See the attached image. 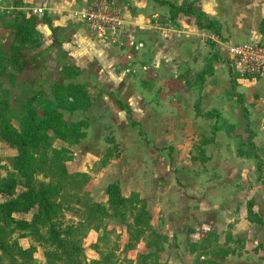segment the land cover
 Returning a JSON list of instances; mask_svg holds the SVG:
<instances>
[{
    "label": "crops",
    "instance_id": "0c3cea01",
    "mask_svg": "<svg viewBox=\"0 0 264 264\" xmlns=\"http://www.w3.org/2000/svg\"><path fill=\"white\" fill-rule=\"evenodd\" d=\"M90 1L0 0V46L2 52L9 53V47L13 43H20L17 41L19 28H24L30 33L33 30L38 32L37 46H33L35 41L29 39L22 47L29 65L21 71L13 66L8 67L13 69L11 73L16 75L13 79L11 74L9 77L11 82L15 83L18 77L21 82L24 78L26 84L34 88L35 91L43 90L48 93L57 81H63L61 78L64 67H73L79 71V74L75 78L64 80V82L83 84L91 98V103L86 109H76L69 113L79 110L89 113L95 110L97 113L103 114L101 109L105 106L102 108L96 106L94 97L97 96L96 91L105 90L103 85L111 83L114 79L130 80L141 89L147 90L149 93L148 96L146 95L147 101L156 111L164 105L172 108L175 103L185 108L190 104L195 123L205 125L206 128L203 130L195 127L192 131H181L183 132L182 142L184 143V138L189 139L187 135L190 136L194 133L200 135L202 141L198 143L196 149L199 154L204 151L209 159L203 164L199 159H193L194 156L199 155L195 153L189 161L201 165L205 179L214 175L207 172L214 160H217L223 168L222 171L216 173L222 174V176L215 180L226 176L224 168L238 171V173L230 172L231 176L236 187L247 195L243 200L241 199L242 201L231 207L233 213L227 224L222 225L224 221L218 227H222V232L226 231L227 233V231L233 230L229 223L236 221L244 213V208L249 207L250 212L254 207L258 208L257 211L264 209V193L257 200L254 196L251 197V191L255 186L258 185L260 189L264 188V174H261L258 167L259 160L264 163V79L237 78L233 73L231 56L227 50L230 44L264 39V0H114L121 8L125 21V37L123 39L125 45L123 47L101 39L85 25L79 12ZM170 3L177 7L193 4L209 21L218 25V29L212 31L199 28L197 18L186 13L180 12L176 18L172 19ZM38 8H43L40 14L33 12ZM211 33L219 35L222 40L219 48L214 42L205 40V37ZM138 43H142L143 46L138 47ZM5 45H8L7 48ZM163 47L171 50L173 61L178 68L167 76L161 72L157 59V52H168ZM129 54L133 55L132 59H128L127 55ZM141 63L145 64L141 65ZM123 66L124 68L130 66L128 72L136 71L141 67L144 69L142 72L145 76L132 77L130 73L123 70ZM206 69L210 73L205 75L204 80L198 81L201 73ZM1 81H4L3 78ZM3 83L2 87L7 89L8 85ZM10 86L16 90L15 85L11 84ZM90 87L95 88V92H90ZM179 90L183 91L181 96H177ZM103 95L108 96L105 98L106 100L110 99L119 107L128 108L127 110L132 112L129 102L114 91L112 95L106 94V92ZM196 105H199V113ZM152 114V110L145 112V116L148 117ZM84 119L89 122L87 118ZM133 121L138 122V120ZM133 121L130 120L132 127L139 124H135ZM174 123L168 122V126L167 128L165 126L164 130L168 132ZM142 131L143 135L140 130L139 134L146 136L147 131L144 127ZM211 136L214 137V140L204 143V139ZM151 138L152 144L156 147H176L172 144H158L152 136ZM187 148L189 149L188 144H186ZM240 150L245 154H240ZM163 151L165 152V149ZM121 152L122 149L119 150V155ZM174 153L170 151L168 154L170 162L174 161ZM111 160L113 159L109 161ZM69 162L71 164L72 159ZM120 165L123 166L122 163ZM133 167L132 174H135L139 170L135 166ZM212 181L214 180L210 179L206 183ZM175 187L179 188L177 185ZM133 191L139 193L137 190ZM133 191L131 190V192ZM158 192H163L159 186L154 190V193ZM139 195L146 200L140 193ZM238 209L240 210L238 211ZM263 211L261 213L264 214ZM239 223L237 225L244 226L243 221ZM247 223H253V230L257 235L258 232L264 230V215L247 219ZM245 226L247 225L245 224ZM212 232L216 233L217 231L207 232V236ZM231 234L234 235L232 231ZM207 236L201 238L196 235V240L193 241L199 242ZM257 238L263 244L264 249V242L260 237L257 236ZM244 239L242 240L244 241ZM219 242L223 244L220 240ZM245 247L248 249L247 245H244V249ZM243 253L240 255L229 254L222 256V259L241 257ZM239 262L238 264H252V262ZM222 263H224L223 260Z\"/></svg>",
    "mask_w": 264,
    "mask_h": 264
},
{
    "label": "rangeland",
    "instance_id": "374dc122",
    "mask_svg": "<svg viewBox=\"0 0 264 264\" xmlns=\"http://www.w3.org/2000/svg\"><path fill=\"white\" fill-rule=\"evenodd\" d=\"M7 46L5 45L6 48ZM164 50H168V52H157V59L161 72L164 76H167L178 68L173 61L171 50ZM144 64L141 63V65ZM129 67L126 66L124 68L123 66L124 69H122L128 72ZM142 71L144 69L139 67L136 71L130 70L128 73L132 77L139 78L145 76ZM11 72H13V69L8 68L6 73L0 77L1 80L2 78L4 80H0V83L4 84L3 82H5L8 85L7 89L9 91V93L4 94L0 89V95L3 93L2 98L7 101L9 100L6 115L10 119L11 124L20 129L22 122L26 119L27 102L40 90L35 91L34 88L28 86L24 78L21 82L19 77L15 80V83L11 82V79H9L12 74ZM11 84L15 85L16 90L11 88ZM103 86L105 90L96 91L97 96L94 97L96 106H101V108L105 106L101 109L103 114H100L101 112L97 113L95 110L89 113L81 110L69 113V110L61 109L63 117L66 120L78 121L84 118L89 120L90 127L86 130V137L78 145L60 140L53 134L51 138L53 146H67L73 151L71 164L69 161L67 162V166L71 172L82 171L90 174V179L84 187V191H88L95 201L105 203L108 198L106 189L110 182H119L125 196L129 195L128 193L131 190L139 191L146 198L148 208L154 214V228L158 232H162L168 236L165 249L158 253V261L161 264H199V261L204 258L215 260L220 264H238L240 263L239 261L264 264L263 244L257 238V236L260 237L262 242H264V230L258 232L256 235V231L253 230V223H247V219H254V217L259 216L263 217L264 214L261 211L264 209L257 211V207H254L253 210L251 208L252 212L248 210L249 207L247 209L244 208V213L240 217L237 216L238 219L236 221L234 220L231 221L233 223H229V226L233 229L231 230L234 234L232 236L233 239L245 238V246L247 245L248 249L246 247L245 249H240L243 252L245 251L241 257L222 259V255L219 253L206 255L199 248L196 251L191 249L192 244L197 242L193 241L196 240V235L203 238L207 236V232L214 230L217 231L216 233L219 235L218 239L223 244L239 250L235 241L228 242L226 240V231L222 232V227L218 226L224 221L222 225L227 224L233 213L231 207L242 201L247 195L236 187L230 173L234 169L229 170L228 168H224L226 176L215 180L222 176V174L218 175L216 173L220 170L222 171L223 168L222 165L218 164L217 160H214L207 169L209 174L214 175H210L211 178L205 179L203 177L205 173L201 171L203 169L201 165L189 161L193 154H199L196 147L199 142L201 143L202 139L200 135L194 133L190 136L187 135L189 139L184 138L183 143L181 136L183 132L181 131H192L195 127L203 130L206 128L205 125L195 123L192 116L193 109L190 108V104L185 106V108L175 103L172 108L164 105L156 111L147 101L146 95L148 96V91L136 86L133 84V81L114 79L111 83H105ZM108 89L111 90L109 91ZM112 90L129 102L132 112H129L128 108L119 107L110 99H105L108 96L105 97L103 95L104 92L112 95ZM90 92H95V88L90 87ZM182 92V90H179L177 96H181ZM47 95L50 99H53L51 90ZM34 104L40 109L41 104L39 102L35 101ZM150 110L153 111V114L150 117L145 116V112ZM130 120H138V122H133L139 124L132 127ZM168 122H175L178 125L174 123L170 127V130L166 132L164 127L166 126L167 128ZM143 127L147 131L146 136L139 134L140 130V133L143 135ZM151 136L158 144H172L176 147H156L152 144L153 140ZM111 137L114 138L113 143H109L108 141V138ZM186 144H188L189 149H186ZM115 145H119L118 150L122 149L121 154L115 156L112 158L113 160L101 167L99 160L104 156L108 147L111 146L114 149ZM163 149H165V152ZM114 151L116 152V149ZM170 151L172 153L175 151L173 154L174 161L172 162L168 159ZM16 154L17 149L9 146L0 137L1 178L6 177L13 170ZM130 160L132 164L129 163ZM121 163L123 166L120 165ZM133 166L139 170L136 171L137 174H132L134 170ZM119 168L121 171H119ZM234 172L238 173L236 170ZM42 176V173H38L36 177L41 179ZM210 179L214 181L206 183ZM176 185L179 188H176ZM158 186L163 189L162 193H154L155 188ZM24 188L19 186L17 191L20 192ZM263 193L264 188L260 189L257 185L251 191V197L254 196L257 200L262 197ZM81 195L82 193L79 194V196ZM73 204H76V202ZM72 206L73 209H66V206H64L59 212L58 220L60 226L64 229H76L83 221L82 212L77 211L78 206ZM34 212L36 210L29 213L15 214V218L31 221ZM238 221H243L244 226L237 225L240 224ZM130 222H134V219L130 218ZM104 225L105 228H100L99 230L94 229V227L89 228L87 236L83 240L85 249L82 262L84 264H93V260L102 259L101 252H111L112 264H138L141 253L155 251L154 247L148 248L146 244V239L150 235L149 229H144L143 234H139L137 238L131 240L127 225L119 217L104 218ZM46 232L47 229L43 228L42 234L47 240ZM14 238L18 240L22 248L32 250V256L36 264H48L46 252L47 250L55 249L54 244L48 240L45 242L42 239H37L31 229H17L10 240ZM130 241L133 244L132 247L127 245ZM95 245L99 247L97 248ZM222 260L224 263H222Z\"/></svg>",
    "mask_w": 264,
    "mask_h": 264
},
{
    "label": "trees",
    "instance_id": "16d2710c",
    "mask_svg": "<svg viewBox=\"0 0 264 264\" xmlns=\"http://www.w3.org/2000/svg\"><path fill=\"white\" fill-rule=\"evenodd\" d=\"M170 5L172 19L176 18L180 12L186 13L197 18L199 28L212 31L218 29V25L209 21L193 4L181 7L173 3ZM37 36L38 32L35 30L30 33L24 28H19L17 41L20 43H13L9 47V53L2 52L0 46V76L9 66L21 71L29 65L22 47L29 39L35 41L33 46H37ZM209 73L208 69L204 70L198 81L204 80L205 75ZM78 74L79 71L73 67H64L61 78L63 81H57L52 87L53 99H50L43 90L36 92L27 102L26 119L22 122L20 129L14 127L6 115L9 100L3 99L2 95L9 91L0 83V89L3 92L0 95V104H2L0 106V137L9 146L17 149L13 170L6 177L0 176V264H36L32 250L22 248L16 238L10 240L17 229H31L37 239L45 242L48 240L55 245V249L46 252L48 264H84L82 262L85 249L83 240L89 228L94 227L96 230L105 228L104 218L107 217H119L127 225L131 240L143 234L144 229H149L150 235L146 239V244L148 248L154 247L155 251L141 253L138 264H161L158 261V253L165 249L168 236L154 228V214L148 209L146 200L135 191L127 196L123 195L120 184L113 182L107 186L106 203L95 201L88 191H84L90 174L82 171L71 172L67 166V162L73 157L71 148L52 145V134L71 144L80 143L87 135L86 130L89 126L87 120H66L61 111V109L69 111L86 109L90 106L91 98L83 84L64 82V80L75 78ZM15 77L16 75L12 74V78ZM35 101L41 104L40 109L35 106ZM196 109L199 113V105H196ZM210 115L213 114L210 113ZM213 140L214 137L211 136L205 138L204 143ZM108 141L113 143L114 138H108ZM240 154L245 152L240 150ZM118 155V145H115L114 149L111 146L108 147L99 160V165L102 167ZM193 159H199L204 164L209 157L203 151ZM258 167L261 174H264V163L260 160ZM38 173L43 174L41 179L36 177ZM19 186L25 188L18 192ZM81 193L82 195L79 196ZM74 202L76 204H73ZM63 205L66 209H73L72 205H77V211L82 212L83 221L78 228L64 229L60 226L58 217ZM33 210L36 212L31 221L15 218V214L29 213ZM130 218L134 219V222H130ZM43 228L47 229V240L42 234ZM218 238V234L209 233L203 240L193 243L191 249L196 251L199 248L206 255L219 253L227 256L243 253L240 249H244V241L241 238L233 239L231 231H227L226 240L235 241L239 250L221 244ZM127 245L132 247L133 244L130 241ZM95 247L99 246L95 245ZM101 254L102 259L93 260V264H112L111 252H101ZM199 264L220 263L204 258L199 261Z\"/></svg>",
    "mask_w": 264,
    "mask_h": 264
},
{
    "label": "built area",
    "instance_id": "2783aa9c",
    "mask_svg": "<svg viewBox=\"0 0 264 264\" xmlns=\"http://www.w3.org/2000/svg\"><path fill=\"white\" fill-rule=\"evenodd\" d=\"M42 11L43 8L33 10L39 14ZM79 14L85 25L101 39L120 47L125 45V21L121 8L114 0H91ZM205 40L214 42L218 48L222 44L219 35L213 33L207 35ZM137 46L141 47L143 44L138 43ZM227 50L237 78L264 79V39L230 44ZM127 57L132 59L133 55L129 54Z\"/></svg>",
    "mask_w": 264,
    "mask_h": 264
}]
</instances>
